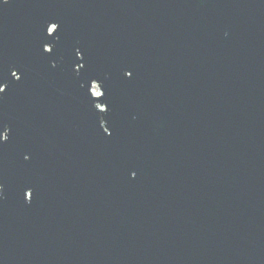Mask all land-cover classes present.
Here are the masks:
<instances>
[{
	"label": "water",
	"instance_id": "obj_1",
	"mask_svg": "<svg viewBox=\"0 0 264 264\" xmlns=\"http://www.w3.org/2000/svg\"><path fill=\"white\" fill-rule=\"evenodd\" d=\"M0 143V264H264V0H0Z\"/></svg>",
	"mask_w": 264,
	"mask_h": 264
},
{
	"label": "snow or ice",
	"instance_id": "obj_2",
	"mask_svg": "<svg viewBox=\"0 0 264 264\" xmlns=\"http://www.w3.org/2000/svg\"><path fill=\"white\" fill-rule=\"evenodd\" d=\"M84 67V64L83 63H81L80 65H79V68L77 69V71H79V69L80 68H83ZM12 75H15V72H12ZM17 79L19 80V77H17ZM5 92V89H4V91H3V93ZM106 111H107V109H106ZM105 131H107V129H105ZM3 139H7V138H3ZM0 144H3V143H0Z\"/></svg>",
	"mask_w": 264,
	"mask_h": 264
},
{
	"label": "rangeland",
	"instance_id": "obj_3",
	"mask_svg": "<svg viewBox=\"0 0 264 264\" xmlns=\"http://www.w3.org/2000/svg\"><path fill=\"white\" fill-rule=\"evenodd\" d=\"M92 91H93L94 94H98L99 93L98 89L95 86L92 88Z\"/></svg>",
	"mask_w": 264,
	"mask_h": 264
}]
</instances>
